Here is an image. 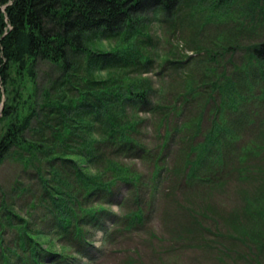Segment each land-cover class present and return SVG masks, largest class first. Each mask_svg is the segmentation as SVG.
Listing matches in <instances>:
<instances>
[{"label": "trees", "instance_id": "trees-1", "mask_svg": "<svg viewBox=\"0 0 264 264\" xmlns=\"http://www.w3.org/2000/svg\"><path fill=\"white\" fill-rule=\"evenodd\" d=\"M185 1L0 0V80L7 93L0 117L6 122L0 132V163L15 153L26 168H33L38 191L29 206L40 211L21 217L3 199L0 264L90 260L97 252L95 234L106 235L118 224V216L105 206H122L133 197L139 200L141 187L154 183L155 189L162 180L166 169L161 155L170 133L153 152L141 141L146 121L141 116H156L162 127L178 108L167 107L166 88L155 91L146 77L154 68L157 48L150 27L175 24ZM101 42L114 47L98 49ZM248 52L237 76L222 73L206 87L208 98L218 94L220 99L214 105L211 129L201 143L189 147L181 168L186 182L213 185L220 181L224 166L232 164L226 159L239 137L231 125L240 120L231 124L221 113H239L247 100L240 88L248 87L251 96L254 87L262 85L258 95L264 102V40ZM174 63L164 61L166 66ZM18 80H28L33 89L17 88ZM187 87L186 95L195 98L198 91L192 84ZM195 126L200 130V121ZM184 130L190 125L179 127ZM260 137L264 141V132ZM257 149L264 150L255 143L242 147L238 160L246 163L245 156ZM133 161L151 163L148 182L128 164ZM263 183L264 178L259 187L262 197L245 206L249 220L256 223H264ZM18 190L29 192L24 187ZM127 216L124 224L130 230L143 222L144 213L139 207ZM260 230L254 234L264 240ZM5 234H12L10 243ZM41 236H49L53 244L41 243ZM58 244L60 252L54 249Z\"/></svg>", "mask_w": 264, "mask_h": 264}, {"label": "rangeland", "instance_id": "rangeland-1", "mask_svg": "<svg viewBox=\"0 0 264 264\" xmlns=\"http://www.w3.org/2000/svg\"><path fill=\"white\" fill-rule=\"evenodd\" d=\"M177 17L175 24L161 22L150 27L157 48L154 68L146 77L155 91L166 88L164 104L178 111L169 114L162 127L156 116H141L146 121L140 138L153 152L163 142V135L170 133L161 155L165 174L155 189L151 182L150 188L141 187L139 200L133 197L122 206H105L118 216V224L106 235L95 234L97 252L81 264H264V240L254 234L258 229L264 233V223L249 220L245 213L248 202L256 204L262 197L259 187L264 178V150L245 156L246 163L240 162L237 154L252 143L264 148L260 137L264 132V102L258 95L262 85L254 87L251 96L247 95L248 87H241L239 91L247 100L239 113H221L225 121L232 124L237 119L240 124L231 125L239 140L230 147L226 163L232 164L224 166L220 181L213 185L186 182L181 175L189 147L203 141L214 121V105L220 96L208 98L206 87L210 88L222 73L237 76L247 63L248 49L264 40V0H186ZM113 47L109 42L98 45L104 51ZM167 59L174 65L166 66ZM189 84L198 91L195 98L186 95ZM16 87H24L25 92L33 89L28 80H18ZM6 96L0 80V117ZM199 121L200 130H196ZM5 123L0 119V132ZM183 124L190 125V130L180 132ZM128 164L146 176V182L150 180V162ZM22 187L29 192L21 194L18 189ZM118 190L128 197L121 186ZM37 191L33 168H26L15 153L0 163V206L6 199L21 217L40 213L29 206ZM139 207L143 222L130 230L125 228L127 215ZM12 239V234H5L7 243ZM39 240L43 244L54 242L49 236ZM54 249L62 251L60 244Z\"/></svg>", "mask_w": 264, "mask_h": 264}]
</instances>
